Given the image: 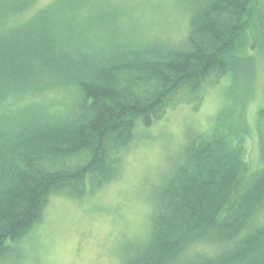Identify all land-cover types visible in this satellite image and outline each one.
Segmentation results:
<instances>
[{
    "label": "trees",
    "instance_id": "16d2710c",
    "mask_svg": "<svg viewBox=\"0 0 264 264\" xmlns=\"http://www.w3.org/2000/svg\"><path fill=\"white\" fill-rule=\"evenodd\" d=\"M36 1L0 0V264L52 194L81 198L116 177L139 124L247 65L254 54L241 52L256 37L264 49L257 0H190L184 41L129 42L99 55L90 50L106 46L116 11L100 22L89 20L102 19L99 0ZM83 18L91 44L78 50L67 26ZM50 94L60 98L12 107ZM156 201L149 234L122 264H264V221L252 224L264 209V164L251 169L224 138H191ZM197 244L215 251L188 258Z\"/></svg>",
    "mask_w": 264,
    "mask_h": 264
},
{
    "label": "rangeland",
    "instance_id": "374dc122",
    "mask_svg": "<svg viewBox=\"0 0 264 264\" xmlns=\"http://www.w3.org/2000/svg\"><path fill=\"white\" fill-rule=\"evenodd\" d=\"M51 1L37 0L35 6ZM189 1L99 0L102 5L95 13L102 19L91 15L89 20L104 22L115 11L117 17L113 32L111 28L104 29L106 46L90 50L91 53L99 55L112 51L116 45L146 43L154 38L170 44L184 41L188 34ZM257 4L264 9V0H257ZM70 8L79 11L74 5ZM89 20L83 18L66 25L70 47H89L91 42H85L81 36L87 32L82 30ZM252 43L255 48L244 45L241 52L254 54L247 65L206 83L193 100L180 94L177 104L169 106L163 117L150 126L139 124L135 138L120 152L121 165L116 177L94 190L88 188L81 198L52 194L40 221L18 243V251L5 264H122L125 250L141 243L149 234L157 193L184 163L187 144L197 135L224 138L251 169L261 168L264 49L257 37ZM59 98L53 94L28 97L15 101L12 107ZM263 221L264 209L252 224ZM214 249L212 245L197 244L186 255L190 258L196 253L211 254Z\"/></svg>",
    "mask_w": 264,
    "mask_h": 264
}]
</instances>
